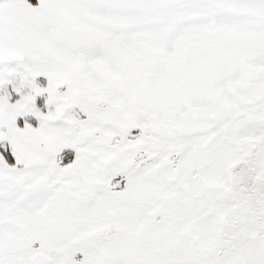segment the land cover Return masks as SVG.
Wrapping results in <instances>:
<instances>
[{
    "label": "snow or ice",
    "instance_id": "1",
    "mask_svg": "<svg viewBox=\"0 0 264 264\" xmlns=\"http://www.w3.org/2000/svg\"><path fill=\"white\" fill-rule=\"evenodd\" d=\"M0 264H264V0H0Z\"/></svg>",
    "mask_w": 264,
    "mask_h": 264
},
{
    "label": "crops",
    "instance_id": "2",
    "mask_svg": "<svg viewBox=\"0 0 264 264\" xmlns=\"http://www.w3.org/2000/svg\"><path fill=\"white\" fill-rule=\"evenodd\" d=\"M33 2H34V0H33Z\"/></svg>",
    "mask_w": 264,
    "mask_h": 264
}]
</instances>
